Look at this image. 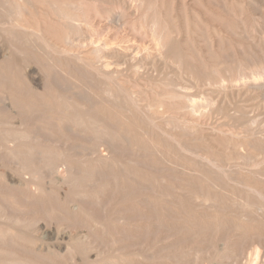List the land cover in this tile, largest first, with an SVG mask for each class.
<instances>
[{"label":"rangeland","instance_id":"obj_1","mask_svg":"<svg viewBox=\"0 0 264 264\" xmlns=\"http://www.w3.org/2000/svg\"><path fill=\"white\" fill-rule=\"evenodd\" d=\"M56 1L19 3L27 4L23 19L66 44V30L52 6ZM65 1L81 4L89 21L81 35H72L73 42L86 46L82 50L95 36L131 39L137 49L155 53V61L139 74L125 66L119 83L96 78L76 61L45 49L44 41L6 30L11 13L9 7L2 10L7 24L0 28V62H8L0 68V226L8 235H0V259L264 264V0ZM154 20L167 37L160 57L150 28ZM117 61L123 66L124 60ZM29 84L46 95L30 92ZM106 87L118 97L110 99ZM10 89L19 92L23 104L14 107L3 97ZM178 92L198 101L195 115L183 107ZM65 100L87 112L94 106L110 132L71 130L66 117L71 104ZM148 104L164 113L154 122ZM21 106H33V114L31 109L12 114ZM19 128L29 139H19L18 151L2 147L4 137L21 133ZM99 143L104 161L88 159L84 154ZM198 155L210 157L213 165ZM50 156L61 165L60 173L51 175ZM70 163L80 170L67 174ZM21 166L37 171L35 183L25 184L31 174L21 175ZM24 236L43 242L29 243Z\"/></svg>","mask_w":264,"mask_h":264},{"label":"bare ground","instance_id":"obj_2","mask_svg":"<svg viewBox=\"0 0 264 264\" xmlns=\"http://www.w3.org/2000/svg\"><path fill=\"white\" fill-rule=\"evenodd\" d=\"M20 2H22V0H0V28H4V25L7 24L6 20H4L3 18V11L4 8L6 7H9V10H10V13H11V18L9 19L8 23L10 25V27L6 30L16 34L19 30H21L24 35L26 36H29L30 38H35V39H40L39 41H44L42 43L43 46H45L44 48L47 49V50H51L53 52H56L58 53L60 56H62L63 58L66 57V58H69L71 60H74V62L76 61V63H79L81 66H83V68L85 69L86 72H89L91 73L92 76H95L96 78H105L109 81H117V79H119L123 73V70L125 69V66L126 68L128 69H131L132 71L136 72V73H141L143 71L144 68L147 69V64L149 63L150 64V61H153V55H155V53L151 52L148 48L146 47H143L141 48V46H139L140 49H137L138 47H135L134 44H132L131 42H129L130 40H124V38H122L123 40H120L121 38L119 36H117L118 38H120L117 42H113L112 40H110L109 38H99V37H91V40L89 41L90 44L89 46L86 48V50H82L81 48L82 47H86V46H82L80 45L78 42V44H76V39H75V42H73V39H72V35H76V34H80L79 32H82L83 28H85L86 26H88V23L89 21L87 20V18L85 17V12L83 11V7L81 4L77 3V2H70V3H67L65 0L61 1H56V3L53 2V5L54 6V9H55V12H56V15H57V18L59 19L60 23L64 26L65 29H62V30H66L64 35H63V40H65L66 44H62L60 42H56L55 40H51L50 38L51 37H47L46 34H45V29L41 26H35L32 24V22L29 20L27 21L26 19H23L22 16L24 14L23 12V9L26 7L27 4H24V3H21L20 5ZM58 2V3H57ZM82 3V2H81ZM24 4V5H22ZM88 5V4H87ZM29 9V8H28ZM6 11V9L4 10ZM2 12V14H1ZM85 13V14H84ZM55 16V15H54ZM144 16V15H143ZM39 20V19H38ZM39 23V22H38ZM91 23V22H90ZM151 23V22H150ZM58 24V23H57ZM60 26V25H59ZM93 26V25H92ZM46 27V26H45ZM150 28L155 32L154 33V39H156L155 37H157V40H155V43H156V47H157V53L156 54H159L158 56L160 57L161 54L163 55V49L165 47V44H166V39L167 37L163 34V32L161 31V25L159 24V22L157 20H154L153 23L151 24ZM100 29V28H99ZM102 29V28H101ZM4 30V29H3ZM86 31V30H85ZM50 32V31H49ZM63 32V31H62ZM87 32H89L87 30ZM93 33V32H92ZM85 34V33H84ZM87 34V33H86ZM91 34V32H90ZM94 34H97L99 35L98 33L94 32ZM92 34V35H94ZM54 35V34H53ZM81 35V34H80ZM156 35V36H155ZM50 36V35H49ZM85 36V35H84ZM90 36V35H89ZM104 36V35H103ZM75 37V36H73ZM77 37V36H76ZM75 37V38H76ZM88 38V37H87ZM87 38L86 40L84 39V41H87ZM90 38V37H89ZM95 38V39H94ZM111 38V37H110ZM117 38V39H118ZM126 38V37H125ZM53 39V37H52ZM57 39V38H56ZM78 39V38H77ZM59 40V39H58ZM116 40V39H115ZM61 41V42H62ZM82 41V40H81ZM88 42V41H87ZM86 42V43H87ZM88 42V43H89ZM83 43V41H82ZM84 44V43H83ZM154 45V44H153ZM146 46V45H145ZM42 48V49H44ZM50 53V52H49ZM167 56V55H166ZM120 58L122 60H124V64L123 66L120 65V62L117 61V58ZM153 57V58H152ZM163 57V56H162ZM114 58V59H112ZM11 62L13 63V58H10ZM165 60V59H164ZM155 61V60H154ZM153 61V63H154ZM8 62V59L6 60V58L4 60H2L0 62V68H2V66L4 65V63ZM152 63V65L154 66V64ZM14 64V63H13ZM79 65V66H80ZM151 65V64H150ZM78 66V67H79ZM149 66V65H148ZM145 69V70H146ZM82 70V69H81ZM144 70V72H145ZM48 74L49 76H53L52 74V70H48ZM84 75V74H83ZM161 75V74H160ZM120 76V77H119ZM123 76V75H122ZM119 77V78H118ZM123 78V77H122ZM26 80V79H25ZM122 81V80H121ZM119 83V81H117ZM14 86V83L11 84ZM114 85V83H113ZM21 87V86H20ZM131 87V86H130ZM182 87V86H181ZM185 87V86H184ZM29 89L30 92H33L35 93L36 95H39V96H45L46 95V92L47 90H42V91H38L35 87H33L32 85L29 84V87H27ZM135 88V87H134ZM186 88V87H185ZM189 88V87H188ZM16 89H19V88H16ZM124 89V94L127 96V97H134V93L132 91H129V90H126ZM138 91V90H137ZM50 92V91H48ZM103 92L110 98L113 100V98L115 99V97L117 96V94L115 93V91L109 87H106ZM121 92V91H120ZM17 93H19L17 90H13V89H10V92H6V94L3 96L5 99H8L10 100V103L11 105L14 104L17 105H21L23 104L22 101L20 99L17 98ZM142 93V92H141ZM116 94V95H115ZM143 94V93H142ZM178 94L180 95H184V105L183 107L185 109H187L188 113L191 114V115H195L199 108V105L197 104V102H195L193 98V96L191 97V95L189 93H185V94H182V93H179ZM142 96V95H141ZM51 97V96H50ZM118 97V96H117ZM17 98V99H16ZM48 98V96H47ZM4 99V100H5ZM46 99V98H45ZM71 99V98H70ZM118 99V98H117ZM116 99V100H117ZM3 100V99H2ZM6 100V101H8ZM23 100V99H22ZM33 100V99H32ZM141 100V98H140ZM180 100V99H179ZM205 100V99H204ZM210 100V99H209ZM208 100V101H209ZM25 101V100H24ZM29 100H26V102H28ZM36 101V100H35ZM50 100H48L49 102ZM69 101V100H68ZM65 100V102L63 101V103H66L68 102ZM145 101L144 99L142 100V102ZM5 102V101H4ZM25 102V103H26ZM37 102V101H36ZM70 102V101H69ZM68 102V103H69ZM139 102L138 99H134V104L137 105V103ZM31 105L33 102H29ZM28 103V104H29ZM45 103V102H44ZM47 103V102H46ZM45 103V104H46ZM61 103V104H63ZM75 103V107L72 106L71 102H70V106H69V109L71 110L68 114L69 116L66 115V117H68L70 119V123L73 125V128L75 129H72L70 127L71 130H78L79 128H84V129H91L92 132H94L95 134L98 135L99 132H103L102 130H104V132L107 131L108 127L111 128V126H105V122L104 124H102L101 120L102 118H97L98 116L94 115L95 112L97 109H94V106L91 108L93 110H91L90 112H87V111H83V110H78L76 105H79L78 103L74 102ZM201 103V102H200ZM210 103V102H209ZM208 103V105H209ZM81 104V103H80ZM205 104V103H204ZM212 104V103H211ZM9 105V106H11ZM34 105V104H33ZM69 105V104H68ZM94 105V104H93ZM97 105V104H96ZM201 105V104H200ZM207 105V104H205ZM8 106V105H6ZM6 106H5V109H6ZM26 106V105H25ZM50 106V105H48ZM66 106V105H65ZM72 106V107H71ZM85 106V105H84ZM138 106V105H137ZM149 111H151V116H150V120L151 122H154V120L156 119V117L158 116L159 113H162L161 111L159 112L157 110L156 107H153V105H149ZM147 106V107H148ZM158 106V104H157ZM15 107V106H14ZM20 107V106H19ZM35 107V106H34ZM45 107V106H44ZM62 108V106H60ZM80 107H83V106H80ZM78 107V108H80ZM27 108V107H25ZM43 108V107H42ZM40 107V109H42ZM48 108V107H47ZM59 108V107H57ZM60 108V109H61ZM84 108V107H83ZM161 108V107H160ZM208 108V107H207ZM8 109V108H7ZM10 109V108H9ZM29 109H31L30 111L32 112L33 114V111H34V108L32 106V108L29 107ZM28 109V110H29ZM60 109H58L60 111ZM65 109V108H64ZM68 109V111H69ZM200 109V108H199ZM11 110V109H10ZM15 110V109H14ZM27 109H22V106L20 109H17L16 111H12V114L14 112V114H26L28 112ZM37 110V108H36ZM39 110V109H38ZM37 110V111H38ZM45 110H48L50 111L49 109H46ZM9 111V110H7ZM41 111V110H40ZM40 111L39 114H40ZM63 111V109H62ZM66 111V109H65ZM63 111V112H65ZM37 112V113H38ZM61 112V111H60ZM97 112V111H96ZM204 112V110H203ZM30 113V112H29ZM51 113V112H50ZM62 113V112H61ZM35 114V112H34ZM65 114V113H64ZM149 114V113H148ZM164 114V113H162ZM206 114V113H204ZM208 114V113H207ZM210 114V112H209ZM43 115V114H42ZM48 115V114H46ZM57 114H55L56 116ZM59 115V114H58ZM62 115V114H61ZM184 115V114H183ZM182 115V116H183ZM44 116V115H43ZM186 116V115H185ZM201 116V115H200ZM52 117V116H50ZM54 117V116H53ZM59 117V116H58ZM61 117V116H60ZM203 117V116H202ZM43 119H48L49 117H42ZM108 118V117H107ZM60 119V118H59ZM64 119V120H63ZM61 119L64 123L65 118ZM188 119V118H187ZM196 119V118H195ZM194 119V121H195ZM205 119V118H204ZM58 120V118H57ZM200 120V119H199ZM198 120V121H199ZM53 121V120H52ZM105 121V120H104ZM197 121V120H196ZM197 121V122H198ZM59 122V120L57 121ZM7 123V122H6ZM68 123V122H67ZM5 124V123H4ZM11 124V123H10ZM61 124V122H60ZM60 124H59V127H60ZM155 124V123H154ZM195 125L199 124V123H194ZM12 125V124H11ZM68 125V124H67ZM117 126V125H116ZM200 127V126H199ZM62 128H63V124H62ZM104 128V129H103ZM22 132L21 133H17L18 131H13V135L11 137L9 136H5L4 137V140L1 144L2 145H5V146H2V147H7V148H10V150H14V151H18V149L16 147H19L17 146L19 143H17L18 141H20L19 139H23V138H27L29 139V132L27 131H24L19 128ZM16 130V129H15ZM83 130V129H82ZM80 131V130H79ZM110 132V130H108ZM198 131V130H197ZM200 131V130H199ZM69 132V131H68ZM109 132H106L109 133ZM77 133V132H76ZM79 133V132H78ZM175 136V135H174ZM24 139V142L26 143ZM26 139V140H28ZM94 139V138H93ZM96 140V139H95ZM23 141V140H22ZM23 142V143H24ZM28 142V141H27ZM97 143V142H96ZM240 143V142H239ZM238 143V144H239ZM12 144V145H10ZM29 145V144H28ZM100 145H103L102 143H99V144H95L93 145L90 149H88V151L84 154L86 155V157L88 156V159H95L96 161H104V156H105V153H103V151H101V148H100ZM239 145H242V144H239ZM30 147V145L28 146ZM32 147V146H31ZM28 148L29 150L32 148ZM111 145L108 146V149H111L110 148ZM20 148V147H19ZM16 149V150H15ZM27 149V148H26ZM27 149V150H28ZM28 150V152H29ZM13 151V152H14ZM50 151V150H49ZM32 152V151H31ZM85 152V151H84ZM30 153V152H29ZM27 153V154H29ZM52 153V152H50ZM108 154V153H107ZM106 154V155H107ZM59 155V154H58ZM30 156V155H29ZM64 156V155H63ZM201 157V160L203 161H206L207 163H209V165L212 164V160L210 157L208 156H204V155H198ZM28 157H26L27 159ZM31 158V157H30ZM59 158V157H57ZM76 158V157H75ZM109 158V155L108 157H106L105 159H108ZM82 158L80 157L79 160H81ZM30 160V159H28ZM48 160V161H47ZM78 160V159H77ZM111 160V159H110ZM46 161L48 162V165L49 168H50V173L51 175L54 174V173H60L61 170H60V166L59 164L57 163V160L53 157L49 159H46ZM78 162V161H77ZM216 162V161H215ZM214 163V162H213ZM28 164V163H27ZM216 164V163H215ZM26 165V164H25ZM29 165V164H28ZM64 165V164H63ZM213 165V164H212ZM218 165V164H217ZM24 166V165H23ZM21 166V170H20V173L21 175H24V174H28L30 173V178L25 180V184L27 186L33 184L34 180L35 179L34 177H37L35 175H37V171L34 170H31L30 172L26 171L25 168L24 170L26 171H23L22 167ZM219 166V165H218ZM26 167V166H25ZM223 167V166H222ZM28 169V168H26ZM33 169V168H32ZM66 169V173L67 174H75L76 172H78L80 170V168L75 165V164H69L68 167H65ZM82 169V168H81ZM221 170H223V168L220 167ZM223 172H225V169L223 170ZM78 174V173H77ZM63 177L65 178L66 177V174H62ZM35 183V182H34ZM251 188V187H250ZM254 188V187H253ZM255 190V189H254ZM257 191V189H256ZM255 191V192H256ZM257 193H259L257 191ZM208 197H206L203 201H208L207 199ZM121 218V217H120ZM124 218V217H122ZM127 218V217H126ZM19 218H17V221H18ZM126 220V219H125ZM124 220V221H125ZM125 223V222H124ZM126 225V224H125ZM5 229H3L2 226H0V235L1 237H4L6 235H8L7 233L4 232ZM11 230V229H10ZM4 232V233H3ZM13 235L17 234V231H10ZM16 236V235H15ZM0 237V238H1ZM14 237V236H12ZM20 237V236H19ZM23 240L29 242V243H42L43 240L37 238V237H31V236H24V237H21ZM16 242V241H15ZM3 250V249H2ZM251 252V251H249ZM256 255V254H255ZM5 260L6 259H0V264H5ZM9 262V264H21L23 262V260L21 261V259H12V260H9L7 259ZM7 260H6V263H7ZM21 261V262H20ZM7 263V264H8ZM23 264V263H22Z\"/></svg>","mask_w":264,"mask_h":264}]
</instances>
